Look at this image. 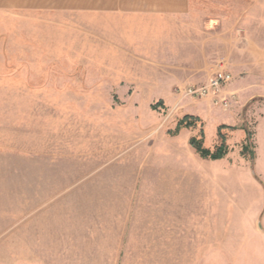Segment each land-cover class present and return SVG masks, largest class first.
<instances>
[{
    "label": "rangeland",
    "instance_id": "obj_1",
    "mask_svg": "<svg viewBox=\"0 0 264 264\" xmlns=\"http://www.w3.org/2000/svg\"><path fill=\"white\" fill-rule=\"evenodd\" d=\"M211 14L249 34L264 0ZM158 38L88 15L0 14V264H264V101L229 88L250 70L223 61L229 107L184 96L220 61L171 85ZM186 115L195 124L175 132ZM192 137L226 152L202 157Z\"/></svg>",
    "mask_w": 264,
    "mask_h": 264
},
{
    "label": "crops",
    "instance_id": "obj_2",
    "mask_svg": "<svg viewBox=\"0 0 264 264\" xmlns=\"http://www.w3.org/2000/svg\"><path fill=\"white\" fill-rule=\"evenodd\" d=\"M261 1L0 0V14H62L63 16L69 14L79 18L88 15L90 18L111 20L121 24H144L153 28L154 34L159 35L154 51L162 53H159L158 61H152L169 67V77L166 82L174 85L184 81H194L191 77L193 71H205L215 60H228L236 72L241 71L242 68L250 70L247 77L237 78L229 87L239 92V102L244 104L256 97H261L264 101V27L260 24L255 29L250 27L249 34L245 35L237 34L238 29H233L231 35L226 34V25L230 17L211 13L226 3L244 4L251 8ZM260 15L262 14H249L248 19L256 24L257 20L264 19ZM239 16V21L240 19L241 22L244 21V14ZM153 71L155 73L156 70ZM156 72L161 75L159 69ZM238 110L237 107L236 112ZM245 135L246 131L240 132L242 139ZM208 146L211 148L215 146L214 139ZM214 160L217 162L221 159ZM214 160L208 161L213 163ZM179 170L182 172L181 177L184 178L186 188L188 183L185 179L191 174L187 175L188 171L184 168ZM170 212L169 217L174 221L171 225V228H174L171 233L175 234L177 212L173 208Z\"/></svg>",
    "mask_w": 264,
    "mask_h": 264
},
{
    "label": "built area",
    "instance_id": "obj_3",
    "mask_svg": "<svg viewBox=\"0 0 264 264\" xmlns=\"http://www.w3.org/2000/svg\"><path fill=\"white\" fill-rule=\"evenodd\" d=\"M223 61L221 60L218 63L219 65L205 83L199 85L191 84L184 88H179V93L184 96H191L194 99L212 96L215 102L229 107L231 101L224 95V88L234 79V75Z\"/></svg>",
    "mask_w": 264,
    "mask_h": 264
},
{
    "label": "trees",
    "instance_id": "obj_4",
    "mask_svg": "<svg viewBox=\"0 0 264 264\" xmlns=\"http://www.w3.org/2000/svg\"><path fill=\"white\" fill-rule=\"evenodd\" d=\"M183 124H185V126H192L193 124H195V118H193L190 115H186L178 123L177 129L175 132H178ZM203 136L204 134L202 133V137ZM190 143L192 144V146H194L197 149V151L201 154L202 157H210L213 159H218V158L223 157V155L226 152V147L224 146V144H221L214 151H211L209 148L204 147L202 139L198 140L197 138L192 137L190 139Z\"/></svg>",
    "mask_w": 264,
    "mask_h": 264
}]
</instances>
